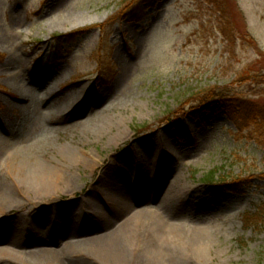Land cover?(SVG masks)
<instances>
[{
    "label": "rangeland",
    "instance_id": "rangeland-1",
    "mask_svg": "<svg viewBox=\"0 0 264 264\" xmlns=\"http://www.w3.org/2000/svg\"><path fill=\"white\" fill-rule=\"evenodd\" d=\"M216 94L245 109L190 111ZM2 119L27 188L73 183L0 214V264H122L88 254L122 239L130 264L160 249L175 264H264V0H0ZM213 171L226 183L203 182ZM101 190L109 203L80 209ZM117 200L185 228L129 219Z\"/></svg>",
    "mask_w": 264,
    "mask_h": 264
},
{
    "label": "bare ground",
    "instance_id": "bare-ground-1",
    "mask_svg": "<svg viewBox=\"0 0 264 264\" xmlns=\"http://www.w3.org/2000/svg\"><path fill=\"white\" fill-rule=\"evenodd\" d=\"M12 66V65H11ZM18 93V96H21V99H26V96L31 95L35 96L33 94V91L28 90L25 88L24 83H22V80L17 84L11 85ZM49 92H47L48 94ZM45 95V93H44ZM53 94H50L48 97H52ZM19 97L15 98L16 100L19 99ZM46 96L41 97L43 100ZM14 98V97H12ZM31 105L28 107L30 108ZM32 111H37L39 114L42 115V111L40 109H34ZM1 126L4 129L5 134L9 138L2 139L0 137V155L5 153L7 155V159L0 160V214L2 215L5 212H8L10 210L23 208L25 205H28V203H36L42 194H50L49 191L54 192H70L71 186L73 182L70 181L69 177L64 174H58L55 175V179L47 180V185L43 187H39L38 189H30L27 188L24 181V162L23 160L26 159L24 150L20 149L16 145H11L10 136L12 135V131H9V125L7 124V121L5 119H2V122L0 123ZM82 126L81 122L78 124H75L71 126V128H80ZM70 129V128H69ZM11 147L13 150H8ZM23 161V162H22ZM71 182V183H70ZM110 183L109 185H111ZM123 186V187H121ZM127 186L124 185H118L116 190H121L123 188H126ZM43 188V189H42ZM104 190V189H103ZM103 190H101V193H97L92 199L83 200L82 208H91L95 202L109 203L110 201L106 200V196H103ZM116 206H121V213L129 219L137 220V221H147V222H155L159 223V225L163 226H169L174 228H185V226H180L181 224L176 223L177 221L170 219L165 213H163L160 210V207L156 203H149L145 202L138 205H131L128 202H124L123 200H117L115 202ZM123 205V206H122ZM95 208V207H94ZM93 208V210H94ZM108 234V233H107ZM130 242L127 239H122L121 241H118L114 244H106L102 248H99L97 246L90 247L91 253H88L90 257H94L96 255L97 250H103L102 253L104 254V259H119V262L122 264H130ZM72 247V246H69ZM14 249V248H13ZM65 249V248H64ZM4 248H0V256H3L4 258H7L8 256H11V253L3 251ZM152 256L150 259L143 257L142 255L137 256V261L134 262L135 264H175V258L169 254H167L166 250H155L153 253H151ZM72 255H70L71 257ZM109 257V258H108ZM61 259L57 256H53V254L48 256V259L43 261L40 264H62ZM132 263V264H134Z\"/></svg>",
    "mask_w": 264,
    "mask_h": 264
},
{
    "label": "trees",
    "instance_id": "trees-1",
    "mask_svg": "<svg viewBox=\"0 0 264 264\" xmlns=\"http://www.w3.org/2000/svg\"><path fill=\"white\" fill-rule=\"evenodd\" d=\"M211 105H216V106H226V108H228V110L226 111V113L232 115V113H235L238 115V113H236L235 111V108L236 109H245V104H243L241 101L237 100L236 98H231L228 96V94H224V95H215L213 96V98H210V99H206V101H204L202 104H200L199 106H194L193 108H191V112H196V114H200V111H208L209 110V107ZM250 107V110L248 111L249 114H248V120H250L252 123L256 124L260 121L261 118H263V116H259V112L260 111V107H258V105L256 103H251L249 105ZM230 108H232V110H229ZM242 111H245V110H242ZM240 113V112H239ZM245 120H247L246 118V114L244 115ZM250 117V118H249ZM225 179L223 178L222 181L220 180L219 177H217V171H213L211 172L207 177H205L203 179V182H206V183H226L224 181ZM237 183L236 185L238 184H242L243 181H240V180H236ZM221 185H224V184H221ZM227 189L229 190H234L235 186H233L232 184L230 185H224Z\"/></svg>",
    "mask_w": 264,
    "mask_h": 264
}]
</instances>
